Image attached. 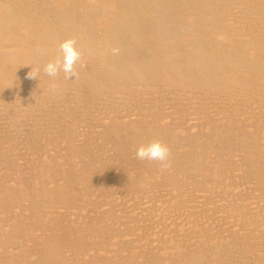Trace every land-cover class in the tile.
<instances>
[{
	"label": "bare ground",
	"instance_id": "1",
	"mask_svg": "<svg viewBox=\"0 0 264 264\" xmlns=\"http://www.w3.org/2000/svg\"><path fill=\"white\" fill-rule=\"evenodd\" d=\"M4 1L0 0V3ZM69 1L78 4L76 14L79 15L80 22L77 26L63 22L65 14L58 10L59 0H22L19 11L27 15L23 21L26 25L30 22L28 25L34 30L38 43L36 49H27L22 41V44H16L11 39L2 38L5 19L0 15V123H5V130L1 128L4 131L0 139L5 137L2 144H17L19 141L24 144L27 141L39 143L58 134L63 135L66 142L73 143V140H77L74 134L65 131L64 134L60 133L62 131L59 127H64L68 119H62L59 113L66 114L70 119L73 115L88 116L96 115L97 112L125 119L142 115L150 125L144 131L140 126L132 127L133 130H142L141 136L133 135V141L136 140L134 144L138 147L154 140L167 142L166 134L158 124L163 122L167 109L173 105L182 111L190 106L195 111L194 115L206 119L210 125L215 123L214 117L221 114H225L224 118L227 119L245 117L243 122L247 126L250 122L253 134V138L247 137L249 143H238L237 140L234 144L232 141V145L221 143L212 147L209 158L201 159L195 172L205 180V187L224 196L225 207L222 208L227 209L239 222L241 230H246L249 225L259 227L261 224L258 223V218H253L250 210L252 198L247 194L237 193L236 190L250 181L240 178L241 184L234 182L237 167L229 157L241 152L242 165L246 167L245 175L256 185L259 191L257 203L264 209V168L259 166L264 163V0H150L152 26L149 32L140 26L142 20L138 16L136 0ZM163 1L169 3L168 10L163 9ZM11 2L7 1L8 4ZM183 4L185 5L182 6ZM111 16L119 22L111 20L110 24ZM18 23L21 24L22 19ZM98 27L106 28L99 44L95 40ZM17 28L14 25L13 31L16 33ZM21 28H25L23 23ZM29 37L30 34L27 38ZM188 37L200 42L201 51L212 52L222 45L234 44L239 47V57L229 60L216 52L202 62L200 57L193 56L189 51L182 55L180 47L189 48L185 44ZM69 38H82L85 41L78 50L81 58L91 67L86 69L75 66L77 75L70 79H66L62 71L56 77L48 76L43 71L44 65L61 56L56 50L58 46H53ZM124 42L128 44L125 46L127 50L123 49ZM144 44L163 49L166 73H162L164 75L160 79L157 77V65L148 54L140 52L136 57L140 62L139 70L130 64L133 53L131 50ZM107 57L110 61L112 58L122 61V73L116 79H111L104 70ZM32 69L34 72L39 70L35 72V79L28 77ZM189 115L192 114L189 112ZM132 148L136 154L137 148ZM5 158L8 160L7 156H1V161ZM200 158L201 156L198 157ZM137 160L134 166L159 167L165 171L178 164L169 159V166L164 168L158 161ZM89 169L87 173H78L76 179L82 187L83 196L88 200L92 185L86 179L96 173L94 169ZM120 183L126 193L133 189L138 194L143 192L137 190L134 186L136 183L132 181L124 179ZM107 188L108 185L104 187L105 190ZM29 192L35 194L39 191L31 188ZM69 192L70 204L56 198L52 207H74L77 195L73 191ZM6 197L7 192L0 191V208L4 210L3 221L0 220V264H84L83 258L88 253L108 251L106 247L110 242L104 241L102 228L93 223L94 226L79 222L72 227H63L64 235L72 231L79 235L76 240L60 237V231L63 230L59 225L42 217L31 218L29 226L10 221L5 224L6 212L14 208L11 201L5 202ZM35 197L36 200L30 202V213L33 215L41 213L45 208L40 209L44 204L39 202V194L36 193ZM223 231L219 228L201 227L197 234L188 232L183 238H173L171 242H168V238L161 241L162 236L153 233L155 238L158 237L154 238L155 241L160 244L157 252L151 249L127 252L134 257L132 264H264V231H256L251 236L260 240L257 246L242 241L237 233L225 236L227 233ZM36 232L53 237L43 236L41 239H44L41 240ZM227 238L232 242L228 244L225 240ZM91 263L108 262L104 260ZM115 264H118L117 261ZM119 264L124 263L120 260Z\"/></svg>",
	"mask_w": 264,
	"mask_h": 264
},
{
	"label": "rangeland",
	"instance_id": "2",
	"mask_svg": "<svg viewBox=\"0 0 264 264\" xmlns=\"http://www.w3.org/2000/svg\"><path fill=\"white\" fill-rule=\"evenodd\" d=\"M7 1L11 2L12 0H5L3 3H0V15L4 16L5 19V21H3V30H5H2V38L7 40L11 39L16 44L22 41L27 49H36L38 43L33 33L34 30L32 27H29L28 24L30 22H28L27 26L24 23L25 21H23L27 15H23L21 11H19L22 0H19V2L18 0H13L11 4H8ZM136 2L138 6V16L142 20L140 26L143 30L149 32L152 26L151 2L150 0H136ZM184 5L185 4L182 6ZM77 7L78 4L75 2L59 0L58 10L59 12H64L63 22L65 24L71 23L76 26L79 25L80 17L76 14ZM162 7L163 9H169L170 5L167 1H163ZM69 12H71L73 16ZM21 19L23 26H25L24 29L21 28L22 23H18ZM111 20L113 22H119V20L113 16L109 17L110 24ZM14 25L18 27L16 29L17 33L13 31ZM105 29L106 28L102 29L98 27L95 37L97 44L101 43ZM29 34L30 37L27 38ZM76 39L77 38H75V41H77L76 47L80 49L85 41L82 38L81 40ZM61 43L62 42H57L53 47H59L58 44ZM199 43L200 42L195 38L188 37L185 40V44H187L189 48L180 47V53L186 55L189 51L193 56L200 57L199 60L202 62L216 52L223 58H229V60L239 57V47L234 44H225L213 49L212 52H208L207 50L201 51ZM125 46H128V44L124 42L123 49L127 50ZM133 46H135V44ZM148 46L149 44H144L142 46H136V50H131L134 54L131 53L130 64L132 67L139 70L140 62L136 57L140 52H144L148 54L155 65H157V77L160 79L161 76L166 73L163 49L159 47L151 48ZM58 47L56 50L61 55L60 48ZM249 57L252 58V55L249 54ZM55 59H57V57H55ZM105 61V63L103 62L106 66L104 70H106L111 79H116L118 75H121L123 69L121 64L122 61L117 58H112L111 61L113 62H111L108 60V57L105 58ZM76 67H85L89 69L91 65L85 59L81 58L76 64ZM189 112L192 115H189ZM194 112L195 111L192 110L190 106H187L185 111H182L176 109L175 105H173L167 109L166 117L163 122L158 124L159 127L163 129L162 132L166 134L167 142L164 144L170 149L169 159L178 163L176 167L169 168L166 171L159 169V167L149 168L145 166L146 169L145 167L134 166L138 160L135 149L132 147L138 148V146L134 144L136 140L133 141V135L135 137L141 136L142 130L138 128L133 130L132 127L137 125L142 127L144 131L146 127L150 125L147 120L143 119L142 115H134L125 119L121 117L117 118V115L114 114L108 115L105 112H97L96 115H73L72 119H70L66 117V114L59 113L58 115L62 119H68L64 123V127H59L62 131L60 133L64 134L65 132H71L74 134L77 140H73V143L66 142L65 137L61 134L50 137L51 139L45 138L42 142L39 141V143L24 141L25 144L19 141L17 144L9 143L4 145L1 141H3L5 137H1L0 191L7 192L8 197H6L5 202L10 203L11 201L13 204L12 206H14L13 209L6 212L7 216L5 215V221L7 222L5 224H8L10 221V223L13 222L29 226L31 218L42 217L48 222L53 221L56 225H59V228L63 230L60 231V237L69 240H76L79 235L73 231L64 235L65 230L63 227L70 225L72 227L79 222L99 225L102 228L101 231L104 241L110 242L109 246L107 244L106 247L108 251L96 250L88 253L83 258L84 264H92V261L95 263L104 260L108 262L107 264H115V261L119 264L120 260H122L124 264H132L131 260L134 259V257L129 255V252H127L128 250L132 251L135 249L139 252L149 249L155 252L159 250L160 244L155 241L158 237L155 238L153 233L159 236L161 235V241L168 238V242H171L173 238H183L188 232L195 235L201 227L208 229L219 228L224 230L223 233H227L225 236L237 233L238 238L242 241L257 246L260 240L253 239L251 236L256 233V231L259 233L264 231V209L257 203L256 198L257 195H259V191L256 185L253 180L245 175L246 167L242 165L243 162L240 158L241 152L239 153L238 151L234 153L233 157L232 155L228 157L231 161H234L237 167L234 172V182L241 184L242 181L240 178H246L250 181V183L244 186L240 185L236 190L237 193H244L252 198L250 199L252 208L250 210L253 213V218L256 220L258 218V223L261 224L259 227H257L258 225L253 227L249 225L246 230H241V228L238 227L239 222L232 217L227 209H223L225 207L224 196L205 187L204 184L207 183L195 172V167L200 160L209 158V151L212 147L219 146L221 143L223 145H232V141L234 144L237 140L238 143H249L247 137L250 139L253 138V134L250 131V122H248L249 125L247 126L243 122L245 117L227 119L224 118L225 114H221L220 116L214 117L215 128V126L213 127L214 124H208L209 122L207 123L206 119L197 117L193 114ZM135 114L138 113L135 112ZM4 125L5 123H0V135H2L5 130ZM88 134H90V136H87ZM37 144L38 147L36 146ZM1 156H7L8 160L5 158V160L1 161ZM199 156H201L200 159H198ZM34 161H36V163ZM1 162H3V164ZM89 166H91L90 169ZM259 166L264 168V163H262V165L259 164ZM88 169H94V171H96L94 176L91 175L90 179H86L92 185L89 200L83 196L81 191L82 187L76 182L78 173H87ZM60 171L62 173H60ZM87 175L88 174H86V176ZM124 179L136 183L134 186L137 190L143 192L138 194L133 189L132 192L126 193V190L121 186L123 184L120 183L123 182ZM68 184L69 186H67ZM106 185H108L107 190L104 189ZM31 188L38 189L39 191L36 192L39 194V202H42L41 205L44 204L40 209L45 207L41 213L35 215L30 213V202H34L37 198L35 197L36 193L33 194L29 192ZM179 188H181V190H179ZM52 191H54V193ZM69 191H73L77 195V200L74 201V207L67 208V205L60 206L61 209L58 206L56 208L52 207L56 202V198L62 201L66 200L70 204L68 197ZM187 194L188 196H186ZM55 195H57V197H55ZM213 206H215V208ZM3 212L4 210L0 208L1 221H3ZM195 226L197 227L196 229L194 228ZM187 228L189 230H187ZM36 233L40 239L43 236L53 237L48 234H42L41 232ZM67 234H70V236H66ZM225 240L228 244L232 242L229 241V238ZM1 252L2 250H0V254ZM121 257L123 259H121Z\"/></svg>",
	"mask_w": 264,
	"mask_h": 264
},
{
	"label": "clouds",
	"instance_id": "3",
	"mask_svg": "<svg viewBox=\"0 0 264 264\" xmlns=\"http://www.w3.org/2000/svg\"><path fill=\"white\" fill-rule=\"evenodd\" d=\"M61 56L54 61H49L44 65L43 71L50 77H56L59 72L65 74L66 79H70L77 75L76 64L81 59V53L76 47L75 39H67L60 45ZM39 70H35L38 72ZM34 70L32 69L28 73L29 78H36ZM136 156L140 160L158 161L162 167L167 168L169 166L168 160L170 156L169 147L159 140L140 145L136 150Z\"/></svg>",
	"mask_w": 264,
	"mask_h": 264
}]
</instances>
